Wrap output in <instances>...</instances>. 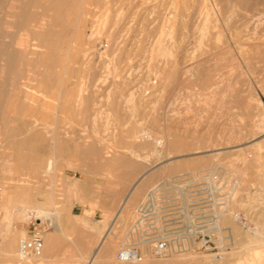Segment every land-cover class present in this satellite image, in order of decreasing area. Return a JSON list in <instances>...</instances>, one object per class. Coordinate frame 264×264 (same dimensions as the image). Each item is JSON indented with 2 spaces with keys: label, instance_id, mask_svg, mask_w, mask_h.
I'll return each mask as SVG.
<instances>
[{
  "label": "rangeland",
  "instance_id": "rangeland-1",
  "mask_svg": "<svg viewBox=\"0 0 264 264\" xmlns=\"http://www.w3.org/2000/svg\"><path fill=\"white\" fill-rule=\"evenodd\" d=\"M25 1L0 0V48L6 49L12 43L9 49L16 54L12 69L0 61V137L5 139L10 133L16 137L13 143L5 144L15 146L14 149L3 150L7 159V153L15 152L11 168L0 164V231L6 222H14L13 227L24 234L18 236L17 249L19 241L30 238L35 231L41 232L44 238L42 252L24 261L27 264H89L95 256L92 264L223 261L237 264L243 253L242 246L246 245L247 232L256 227L259 220H264V0ZM11 12L21 13L11 15ZM44 22L56 23L44 38L49 41H46L47 51L36 46L38 25ZM89 52L94 54L90 56ZM30 66L31 69L27 68ZM104 74L108 77L104 78ZM35 76L41 81L33 79ZM40 82L47 91V98L35 97L44 105L42 109L28 105L25 99L29 97L24 94L25 84L36 86ZM10 91H14L12 96L18 94L17 98L13 96V99ZM78 93L82 94L79 98L84 103L80 104L83 108L72 101ZM3 113L8 115L5 120L1 117ZM143 128L150 136L142 132ZM37 132L47 142L54 133L64 149L58 151L62 158L50 171L46 168L50 151L40 150L38 144L26 140ZM65 134L80 140L79 145L83 146L77 147L74 140L64 139ZM89 136L98 142L94 149L86 145L85 139ZM153 137H165V144H157ZM22 140L26 144H21ZM66 144L68 147H64ZM8 169L13 170L12 173L8 174ZM4 176L14 177L16 185L28 183L29 186L17 191L15 185L3 182ZM207 188H215L216 198L227 199L224 209L233 211L228 213L240 215L234 224L223 222L222 231L215 233L207 247L198 242L185 252H169L158 257L150 244L137 240L133 227L137 210L151 190L156 189L160 196L182 190L179 194L195 201L196 208L206 210ZM99 196H115V209L125 207L128 215L126 223L114 226L100 249L97 229L90 222L76 221L70 215L74 202ZM25 197L29 203L21 202ZM126 197L131 198L128 203L124 201ZM25 206L55 210L60 213V221H41L30 214L25 218ZM222 211L216 207L211 215ZM56 222L60 223L59 228L53 225ZM231 226L237 229L235 237L230 236ZM131 232L133 236L126 240ZM1 239L0 236V244ZM48 239L51 247L44 253ZM128 245L139 249L141 261L118 260V251ZM43 255L45 258L40 259Z\"/></svg>",
  "mask_w": 264,
  "mask_h": 264
},
{
  "label": "bare ground",
  "instance_id": "bare-ground-1",
  "mask_svg": "<svg viewBox=\"0 0 264 264\" xmlns=\"http://www.w3.org/2000/svg\"><path fill=\"white\" fill-rule=\"evenodd\" d=\"M27 1V0H26ZM25 1V2H26ZM46 1H48V0H46ZM52 1H54L55 2V0H52ZM62 1V0H61ZM81 1V0H80ZM111 1V0H110ZM229 1V0H228ZM53 2V3H54ZM70 2V1H69ZM234 2V1H233ZM254 2V1H253ZM32 3V2H31ZM66 3H68V2H66ZM82 3V2H81ZM227 3V2H226ZM234 3H236V2H234ZM28 4V3H27ZM32 4H34V3H32ZM44 4V3H43ZM59 4V3H58ZM109 4H111V3H109ZM147 4V3H146ZM162 4V3H161ZM172 4V3H171ZM52 5V4H51ZM176 5V4H175ZM18 6H19V4H18ZM33 6V5H32ZM63 6V5H62ZM61 6V7H62ZM111 6V5H110ZM14 7H16V6H14ZM52 7H53V5H52ZM51 7V8H52ZM173 7V6H172ZM174 7H176V6H174ZM182 7V6H181ZM233 7V6H232ZM231 7V8H232ZM22 8H23V6H22ZM29 8V7H28ZM253 8V7H252ZM251 8V9H252ZM254 8H255V5H254ZM26 9V8H25ZM58 9H59V7H58ZM73 9V8H72ZM109 9V8H108ZM172 9V8H171ZM256 9V8H255ZM111 10V9H110ZM178 11H179V9H177ZM180 10H181V8H180ZM14 11V10H13ZM16 12H18V9H16L15 10ZM21 11V10H20ZM70 11H71V9H70ZM156 11V10H155ZM174 11V10H173ZM176 11V10H175ZM174 11V13H176ZM214 11V10H213ZM236 11V10H235ZM16 12H15V14H16ZM23 12V11H22ZM62 12V11H61ZM72 12V11H71ZM83 12V11H82ZM81 12V13H82ZM110 12V11H109ZM167 12V11H166ZM232 12V11H231ZM230 12V13H231ZM256 12V11H255ZM13 12H11L10 14L11 15H15V14H12ZM19 13H21V12H19ZM19 13H17L16 15H18ZM25 13H27V11H25ZM60 13V12H59ZM259 13V12H258ZM70 14H72V13H70ZM233 14V13H232ZM256 14V13H255ZM9 15V14H8ZM7 15V16H8ZM26 15V14H25ZM28 15V14H27ZM42 15V14H41ZM44 15V14H43ZM51 15V14H50ZM61 15H62V13H61ZM108 15H110V13H108ZM107 15V16H108ZM146 15V14H145ZM178 15H179V13H178ZM177 15V16H178ZM53 16H55V15H53ZM157 16V15H156ZM172 16V15H171ZM174 16H176V14L174 15ZM176 16V17H177ZM229 16V15H228ZM231 16V15H230ZM233 16V15H232ZM161 17V16H160ZM210 17V16H209ZM13 18H15V16L13 17ZM20 18H21V16H20ZM43 18V17H42ZM53 18V17H52ZM122 18V17H121ZM178 18V17H177ZM36 19V18H35ZM57 19V18H56ZM21 20V19H20ZM169 20H171V19H169ZM169 20H168V22H169ZM207 18H206V21H204V22H206V24L208 23L207 22ZM249 20V19H248ZM35 21H37V20H35ZM55 22H56V20H54ZM59 21H60V19H59ZM220 21V20H219ZM55 22H53V24L51 23H46V22H44V23H42L41 25H38V31H37V40H38V43L36 42V46L37 47H41V48H45V50H46V46H48V44H46V41H48V40H45L44 38L50 33V31H52L51 30V28L53 27L54 28V26H56V23ZM26 23V22H25ZM29 23V22H28ZM79 23H80V21H79ZM106 23H107V20H105L104 21V23L102 24L103 25V27L105 28L107 25H106ZM175 23V22H174ZM9 24V23H8ZM24 24V23H23ZM32 24V23H31ZM73 24V23H72ZM161 24V23H160ZM159 24V25H160ZM205 24V26H206V28H207V25ZM210 24V23H209ZM208 24V25H209ZM218 24V23H217ZM10 25H11V23H10ZM9 25V26H10ZM30 25V24H29ZM34 25V24H33ZM54 25V26H53ZM76 25V24H75ZM12 26V25H11ZM15 26V25H14ZM159 27V26H158ZM209 27V26H208ZM216 27V26H215ZM18 28V27H17ZM176 28H177V26H176ZM205 28V27H204ZM213 28V27H212ZM248 28H249V26H248ZM251 28V27H250ZM249 28V29H250ZM254 28V27H253ZM100 29H101V27H100ZM181 29V28H180ZM239 29V28H238ZM47 30V31H46ZM104 29L102 28V30L101 31H103ZM46 31V32H45ZM92 31H93V29H92ZM98 31H99V29H98ZM97 31V32H98ZM100 31V32H101ZM106 31V30H105ZM201 31H202V29H201ZM205 31H208V30H205ZM221 31V30H220ZM99 32V33H100ZM180 32V31H179ZM58 33V32H57ZM91 33V32H90ZM92 33H94V32H92ZM203 34L204 33H207V32H202ZM254 33V32H253ZM161 34V33H160ZM179 34V33H178ZM6 36H7V34H5ZM5 35L4 36H2V37H5ZM94 35V34H93ZM162 35H163V33H162ZM220 35V34H219ZM226 35V34H225ZM245 35V34H244ZM53 36V35H52ZM90 36V35H89ZM92 36V35H91ZM14 37V36H13ZM49 37H51V36H49ZM163 37V36H162ZM9 38V37H8ZM34 38V37H33ZM87 38H89L90 39V37H87ZM92 38H93V36H92ZM11 39V38H10ZM53 39V38H52ZM115 39V38H114ZM113 39V40H114ZM12 40H14V39H12ZM61 40V39H60ZM165 39H163V41H164ZM123 41H124V38H123ZM167 41V40H166ZM16 42V41H15ZM15 42H13V43H15ZM49 42V41H48ZM75 42V41H74ZM111 42V41H110ZM9 43H10V41H9ZM63 43H64V41H63ZM87 43V42H86ZM91 43H92V41H91ZM65 44V43H64ZM72 44H73V41H72ZM94 44V43H93ZM35 44H33V46H34ZM74 45V44H73ZM95 45V44H94ZM12 46V43L10 44V45H8V47L6 48V49H2V48H0V61L2 60V61H4V64H6L8 67H9V69H12V68H14L12 65H13V63L14 62H16V54L12 51V50H10L9 49V47H11ZM29 46V45H28ZM21 47V46H20ZM24 47H25V45H24ZM36 47V48H37ZM71 47H73L72 45H71ZM92 47H94V46H91L90 48H92ZM164 47V46H163ZM51 48V47H50ZM66 48V47H65ZM30 49H31V46H30ZM34 49V48H33ZM70 49V48H69ZM69 49H68V51H67V54H69L70 52H69ZM28 50V49H27ZM35 50V49H34ZM33 50V51H34ZM54 50H57V48L56 49H53V51ZM71 50V49H70ZM83 50V49H82ZM87 50H88V48H87ZM92 50H93V48H92ZM91 50V51H92ZM96 51H98L97 49H95ZM24 51H25V49H24ZM47 51V50H46ZM61 51V50H60ZM72 51V50H71ZM75 51H76V49H75ZM167 51V50H166ZM49 52H50V50H49ZM83 52V51H82ZM81 52V53H82ZM92 52H94V51H92ZM101 52V51H100ZM106 52V51H105ZM25 53V52H24ZM35 53H37V49H36V51H35ZM78 53V52H77ZM83 53H85V52H83ZM82 53V54H83ZM90 53V52H89ZM88 53V54H89ZM103 53V52H102ZM163 53H164V51H163ZM76 54V53H75ZM94 54V53H93ZM93 54H91L90 53V56L91 55H93ZM21 55V54H20ZM73 51H72V57H73ZM78 55V54H77ZM84 55V54H83ZM42 56H44V55H42ZM45 56H46V54H45ZM68 56V55H67ZM81 56V55H80ZM87 56V55H86ZM84 57V56H83ZM95 57V56H94ZM43 58V57H42ZM67 58V57H66ZM75 58H77V57H75ZM78 58H79V55H78ZM96 58V57H95ZM44 59H45V57H44ZM69 59V58H68ZM74 59V58H73ZM26 60V59H25ZM45 60H47V59H45ZM57 60V59H56ZM67 59H65V62H71L72 61V58H71V56H70V59H69V61H66ZM92 60L93 61H95L94 60V58H92ZM76 61V60H75ZM74 61V62H75ZM85 61H86V59H85ZM29 62V61H28ZM56 62L57 61H54L53 63H54V65H56ZM88 62H92V61H87V63ZM73 63V62H72ZM104 63V62H103ZM22 64V63H21ZM30 64H33V63H30ZM64 64H66V63H64ZM74 64H77V62H75ZM89 64V63H88ZM93 64V63H92ZM2 65V64H1ZM28 65H29V63H28ZM68 65V64H67ZM66 65V66H67ZM70 66H71V63L69 64ZM79 65V64H78ZM81 65V64H80ZM104 66H105V64H103ZM35 66H37V65H35ZM51 66H53V65H51ZM110 66V65H109ZM2 67V66H1ZM19 67H20V65H19ZM19 67H18V69H19ZM68 68H69V66H67ZM74 67V66H73ZM81 67H82V65H81ZM106 67H107V65H106ZM21 68V67H20ZM27 68H30L31 69V66L30 67H27ZM33 68V67H32ZM18 69H17V71H18ZM46 69H48V67H46ZM83 69V68H82ZM85 69V68H84ZM110 69V68H109ZM112 69V68H111ZM2 70V69H1ZM28 70V69H27ZM32 70H35V69H32ZM80 70V69H79ZM13 71V70H12ZM19 71H21V70H19ZM50 71V70H49ZM38 72V71H37ZM65 72H66V70H65ZM109 72V71H108ZM107 72V73H108ZM6 73V72H5ZM17 73V72H16ZM36 73V72H35ZM58 73V72H57ZM111 73V72H110ZM3 73H1V75H2ZM15 74V73H14ZM11 75H13V73L11 74ZM21 75V74H20ZM108 75H109V73H108ZM85 76V78H87L86 77V75H84ZM89 76V75H88ZM106 76H107V74L105 75L104 74V78H106ZM8 77V76H7ZM6 77V78H7ZM24 77V76H23ZM31 77V76H30ZM40 77H41V74H40ZM65 77V76H64ZM108 77V76H107ZM10 78L11 79H13L12 78V76H10ZM15 78H17L16 76H15ZM29 78V77H28ZM43 78V77H42ZM41 78V79H42ZM66 78V77H65ZM65 78L63 79V80H65ZM97 78V77H96ZM18 79V78H17ZM17 79H14L13 81H17ZM20 79V78H19ZM31 79V78H30ZM33 79H36L37 80V78H36V76H35V78H33ZM58 79V78H57ZM94 79V78H93ZM102 79V78H101ZM0 80H1V78H0ZM2 80H4V79H2ZM29 80V79H28ZM35 80V81H36ZM39 80V79H38ZM37 80V81H38ZM83 80V79H82ZM89 80V82H90V78L89 79H87V81ZM19 81V80H18ZM34 81V80H33ZM39 81H41V80H39ZM59 81V80H58ZM66 81V80H65ZM64 81V82H65ZM87 81H83V82H87ZM95 81V80H94ZM93 81V82H94ZM43 82V81H42ZM45 82V81H44ZM43 82V83H44ZM83 82H81V83H83ZM88 82V83H89ZM92 82V83H93ZM2 83V82H1ZM4 83V82H3ZM2 83V84H3ZM12 83V82H11ZM41 83V82H40ZM43 83H41V84H38V85H36V86H32V85H30V83L29 84H25L26 85V88H25V95L27 96V97H29V98H27V99H25V101H28V103L27 102H25V103H27L28 105H31L32 107H39L40 109H42V108H44V105H41L40 103H38V101L39 100H37V99H35V97L37 98V97H41V99L43 98H47V97H45L46 95H47V91L45 90V88H44V86H43ZM79 83H80V81H79ZM78 83V84H79ZM88 83H87V85H88ZM94 83H96V82H94ZM8 84V83H7ZM63 84V83H62ZM66 85V84H65ZM69 85V84H68ZM79 85H83V84H79ZM94 85V84H93ZM96 85V84H95ZM47 86H48V84H47ZM50 86V85H49ZM86 85H84V87H85ZM92 86V85H91ZM105 86V85H104ZM111 86V85H110ZM9 87V86H8ZM17 87V86H16ZM15 87V88H16ZM76 87H78V86H76ZM79 87H81V86H79ZM100 87V86H99ZM50 88V87H49ZM59 88L60 87H58L57 88V90L58 91H60L59 90ZM72 88V87H71ZM83 88V87H82ZM96 88V87H95ZM13 89V88H12ZM68 89V88H67ZM66 89V90H67ZM70 89V88H69ZM76 89V88H75ZM78 89V88H77ZM76 89V90H77ZM86 90H87V86H86V88H85ZM88 89H89V87H88ZM93 89V88H92ZM0 90H2L1 89V87H0ZM32 90V91H31ZM50 90V89H49ZM48 90V91H49ZM52 90V89H51ZM51 90H50V92H51ZM65 90V91H66ZM79 91L78 92H80L81 90L80 89H78ZM90 90V89H89ZM95 90V89H94ZM94 90H91L92 91V93H94L95 94V92H93ZM230 90V89H229ZM15 91V90H14ZM13 91V92H14ZM35 93H34V92ZM73 90H70V92H72ZM85 91V90H84ZM90 91V92H91ZM2 93H3V91H1ZM12 91H10V95H11V93H13ZM49 92V93H50ZM54 92V91H53ZM74 92V91H73ZM97 92V91H96ZM109 92V91H108ZM219 92V91H218ZM34 93V94H33ZM37 93V94H36ZM58 93V92H57ZM60 93V92H59ZM62 93V92H61ZM60 93V94H61ZM66 93V92H65ZM215 93V92H214ZM214 93H212V94H214ZM229 93H230V91H229ZM15 94H17L16 92H15ZM32 94V96L34 95V98L33 97H30V95ZM67 94H68V92H67ZM73 94V93H72ZM75 95H76V93H74ZM94 94L92 95V96H94ZM108 94V93H107ZM1 95V94H0ZM53 95V94H52ZM55 95V94H54ZM82 94H80V93H78L77 94V96H76V99H75V97H74V99L75 100H72V101H74L76 104L75 105H77L78 106V108L80 107V108H83V107H81V105L82 104H84L83 102H82V99L81 98H79V96H81ZM109 95H110V93H109ZM12 96V95H11ZM11 96H10V99H11V102H15V101H12V98H13V96L14 97H16L17 98V96H18V94L17 95H13L12 96V98H11ZM74 96V95H73ZM72 96V97H73ZM89 96H90V94H89ZM211 96V95H210ZM213 96V95H212ZM227 96H228V94H227ZM65 97H68L67 95H65ZM70 97H71V95H70ZM83 97V96H82ZM107 97H109V96H107ZM52 98V97H51ZM86 98H88V97H86ZM14 99V98H13ZM63 99V98H62ZM68 99V98H67ZM66 99V100H67ZM90 99V98H89ZM17 100V99H16ZM88 100V99H87ZM92 100V99H91ZM86 101V100H85ZM90 101V100H89ZM58 102H60V99H59V101ZM68 103L69 102H71L70 101V99H69V101H67ZM91 102V101H90ZM89 102V103H90ZM68 103H64V105H67ZM88 103V102H87ZM92 103V102H91ZM53 104V103H52ZM57 104V103H56ZM56 104H55V107H56ZM60 104V103H59ZM72 104H73V102H72ZM81 104V105H80ZM116 104V103H115ZM10 105V104H9ZM13 105H15V104H13ZM70 106V108H71V103L69 104ZM89 105V104H88ZM91 105V104H90ZM75 107V106H74ZM9 108V107H8ZM13 108V107H12ZM48 108V107H47ZM61 108V107H60ZM63 108V107H62ZM78 108H75V110H77ZM87 108V107H86ZM130 108V107H129ZM6 109V108H5ZM11 109V108H10ZM9 109V110H10ZM15 109V108H14ZM56 109V108H55ZM59 109V108H58ZM67 109V108H66ZM69 109V108H68ZM88 109H90L89 107H88ZM102 109V108H101ZM7 110V109H6ZM44 110H46V109H44ZM43 110V111H44ZM48 110V109H47ZM46 110V111H47ZM61 110V109H60ZM90 110H94V109H90ZM45 111V112H46ZM78 111H80V109L78 110ZM16 112V111H15ZM44 112V113H45ZM51 112V111H50ZM96 112H97V110H96ZM68 113V112H67ZM82 113V112H81ZM92 113H93V111H92ZM13 114V113H12ZM46 114V113H45ZM6 115H7V113H6ZM6 115L3 113V116H1L2 117V120H5L6 119ZM11 116V115H10ZM7 117H8V115H7ZM93 117H95V115L93 116ZM13 118V117H12ZM12 118L10 119V121H12ZM98 118V117H97ZM8 119V118H7ZM14 119H16V117H14ZM55 119H56V117H55ZM36 120V119H35ZM94 120V119H93ZM96 120V119H95ZM110 120V119H109ZM9 121V122H10ZM32 121V120H31ZM12 122H14V121H12ZM19 122V121H18ZM49 122V121H48ZM11 123V122H10ZM17 123V122H16ZM22 123V122H21ZM44 123V122H43ZM51 123V122H50ZM68 123V122H67ZM93 123H95V122H93ZM3 124H5L4 123V121H3ZM53 124V123H52ZM261 124H262V122H261ZM6 125V124H5ZM9 125V124H8ZM50 125V124H49ZM11 126V125H10ZM19 126V125H18ZM27 126V125H26ZM31 126V125H30ZM261 126V125H260ZM25 127V126H24ZM37 127V126H36ZM47 127V126H46ZM52 127H54V126H52ZM7 128V127H6ZM11 128H13V127H11ZM41 128V127H40ZM45 128V127H44ZM49 128V127H48ZM262 128V127H261ZM19 129H21V127H19ZM26 129V128H25ZM24 128H23V130H24V132L26 131ZM47 129V128H46ZM91 129V128H90ZM6 130V129H5ZM41 130H42V128H41ZM92 130V129H91ZM251 130V129H250ZM7 131H8V128H7ZM10 131V130H9ZM13 131H15V130H11L10 132H13ZM20 131V130H19ZM18 131V132H19ZM47 131V130H46ZM51 131V130H50ZM52 131H53V129H52ZM27 132H28V130H27ZM49 132V131H48ZM54 132V131H53ZM69 132V131H68ZM142 132L143 133H147L149 136H150V134L148 133V132H146L145 130H144V128L142 129ZM250 132V131H249ZM8 133V132H7ZM40 132H37V134H32V135H30V136H28L27 137V139L26 140H29V141H32V142H35L36 143V145L38 144V149H40V150H49L50 151V153L48 154L49 156H48V160H47V166H46V168L50 171L55 165H56V162L58 161V160H60L61 158H62V156H61V154H58V151L60 150V149H63V148H61V146H59V144H58V140H59V138H58V140H57V136L53 133V135H51V138H50V140H49V142H47L46 141V139L43 137V135H41V134H39ZM47 133V132H46ZM52 133V132H51ZM50 132H49V134H51ZM83 133V132H82ZM141 133V132H140ZM14 134V133H13ZM48 134V133H47ZM48 134V135H49ZM59 134V133H58ZM85 134V133H84ZM4 135V134H3ZM72 135V134H71ZM70 135V136H71ZM79 135V134H78ZM88 135H90V134H88ZM238 135V134H237ZM1 136V135H0ZM6 136V135H5ZM5 136H3V137H5ZM16 136V135H15ZM19 136V135H18ZM73 136H74V134H73ZM92 136V135H91ZM23 137H24V135H23ZM50 137V136H49ZM48 137V138H49ZM72 137V136H71ZM79 137V136H78ZM84 137V136H83ZM168 137L170 138V136H169V134H168ZM247 137V136H246ZM14 138H16V137H14L13 135H12V133H10L9 135L7 134V136L5 137V139H3V138H1L0 137V164H4L5 166L7 165V166H9V168H11L10 166H12V164H13V159L15 158L14 157V155H15V152H10L9 154L7 153V157H8V159L7 158H5L4 157V155H5V152L3 151V150H6V149H9V148H12V149H14V147H11V146H6L5 144L8 142V143H13V141H14ZM17 138H19V137H17ZM24 138H26V137H24ZM103 138V137H102ZM152 138V137H151ZM154 138V137H153ZM165 137H163V138H154V140L156 141V143L157 144H159V145H164L165 144V140L166 139H164ZM167 138V137H166ZM23 139V138H22ZM64 139H69V140H74V138L72 139V138H70V137H68V135L67 134H65V136H64ZM64 139H62V140H64ZM81 139V138H80ZM202 139V138H201ZM86 140V145L90 148V149H94V148H96L98 145V142H96V139H94V138H92V137H88L87 139H85ZM195 140V139H194ZM75 141V143L74 144H76V146L77 147H79L80 145V143H79V141L80 140H74ZM82 141L83 142H85L83 139H82ZM103 141V140H102ZM16 142V141H15ZM61 142V141H60ZM72 142V141H71ZM81 142V141H80ZM21 144H26V141H24V140H22L21 142H20ZM70 143V142H69ZM168 144V143H167ZM197 144V143H196ZM17 145H20L19 144V142H18V144ZM17 145H16V147H17ZM67 145V144H66ZM64 146V147H68V145L67 146ZM100 145H102V144H100L99 143V147L98 148H100L101 146ZM13 146V145H12ZM63 146V145H62ZM83 146V145H82ZM82 146H80V147H82ZM29 147V146H28ZM70 147H71V145H70ZM87 147V148H88ZM192 147V146H191ZM3 148V149H2ZM22 148H24V147H22ZM25 148H26V146H25ZM97 148V149H98ZM206 148V147H205ZM30 149V148H29ZM68 149V148H67ZM79 149V148H78ZM190 149V148H189ZM64 150V149H63ZM66 150V149H65ZM89 150V149H88ZM19 151V150H18ZM25 151V150H24ZM23 151V152H24ZM208 151V150H207ZM21 152V151H20ZM62 152V151H61ZM91 152V151H90ZM25 153H26V151H25ZM25 153L24 154H22V155H24L25 156ZM44 153H45V151H44ZM95 153V152H94ZM168 153V152H167ZM16 155H18L19 156V154H17V152H16ZM171 155V154H170ZM21 156V155H20ZM39 156V155H38ZM45 156H47V155H45ZM14 157V158H13ZM169 157V156H168ZM36 158V157H35ZM47 158V157H46ZM16 159V158H15ZM18 159V158H17ZM243 159H246V158H243ZM244 161H247V160H244ZM16 162V161H15ZM20 162V161H19ZM171 162V161H170ZM249 162V161H248ZM14 168V167H13ZM16 168V167H15ZM150 168V167H149ZM12 171L13 170H9L8 169V171H7V173L9 174V173H12ZM146 171V170H145ZM261 171H263V170H261ZM192 172V171H191ZM48 173V172H47ZM55 173V172H54ZM58 174V173H57ZM47 175V174H46ZM53 175H55V174H53ZM142 175V174H141ZM4 178V180H3V182H5V183H8V184H11V185H15V189L17 190V191H19V189H22V188H27L26 186H29L28 185V183L27 182H25V183H27L26 185L24 184H17L16 185V183L14 182V180H15V178L14 177H11V176H7V177H3ZM140 178V177H139ZM6 180H8V181H6ZM138 180H140V179H138ZM20 181V180H19ZM19 181H17L18 183H20ZM53 182V181H52ZM138 182L139 181H137V182H135L134 183V185L132 186V188L130 189V194L134 191V189L136 188V186H137V184H138ZM23 183H24V181H23ZM54 184V183H53ZM185 184V183H184ZM236 184V183H235ZM207 186V185H206ZM186 187V186H185ZM226 187H227V185H226ZM233 187H234V185H233ZM243 187V186H242ZM213 188V187H212ZM228 188V187H227ZM241 188V187H240ZM29 189H30V187H29ZM215 189V188H214ZM234 189H237V188H233V190ZM262 189V188H261ZM156 190V189H155ZM228 190V189H227ZM243 190V189H242ZM21 191H23V190H21ZM27 192L28 191H30V190H26ZM231 191V190H230ZM263 191H264V188H263ZM224 192V191H223ZM260 192V191H259ZM19 193V192H18ZM30 192H28V194H29ZM241 193V192H240ZM21 194V193H20ZM27 194V193H26ZM26 194H24V195H26ZM233 194H234V191H233ZM232 194V196H234ZM239 195H241V194H239ZM18 196V195H17ZM229 196H230V194H229ZM29 197V196H28ZM234 197H236V195L234 196ZM230 198V197H229ZM233 198V197H232ZM231 199V198H230ZM255 199H257L258 200V198L256 197ZM25 201V203H29V200H30V202H31V199H30V197H29V200H28V198L27 197H25V199H21V202L22 201ZM227 200V199H226ZM259 200H261V198L259 199ZM19 201H20V199H19ZM229 201V200H228ZM227 201V202H228ZM263 201V200H262ZM225 203H226V201H225ZM21 204V203H20ZM227 204V203H226ZM228 204H229V202H228ZM8 205V204H7ZM9 206V205H8ZM7 206V207H8ZM229 206V205H228ZM23 207V206H22ZM32 207V206H31ZM226 207V206H225ZM9 208V207H8ZM229 208V207H228ZM227 208V209H228ZM232 209V208H231ZM58 210V209H57ZM214 210V209H213ZM223 210V209H222ZM221 210V211H222ZM23 211L25 212V215L24 216H27V217H25V218H28V216H29V214L30 215H35V216H37L38 217V219L39 220H41V221H53L54 222V220L56 219V220H59L60 221V213L59 212H54V211H48V210H46L45 208H38V209H32V208H28V206H25L24 207V209H23ZM228 211V210H227ZM225 209L222 211V213L220 212L219 214H218V223H219V225H221L220 227H222V223L223 222H227V221H229L231 224H234L238 219H240V215H236V216H232V214L231 213H228V212H230L231 210H229L228 212H227ZM224 212H227L228 214H225ZM231 212H233V211H231ZM234 214V213H233ZM264 215V214H263ZM34 217V216H33ZM233 218H234V220H233ZM12 219V218H11ZM263 219V218H262ZM261 219V221L259 220V222L257 223V225H255L256 227H254L253 229H251L250 231H248L247 232V235H246V238H245V240L244 241H246V245L245 246H242V256H241V258H238L237 260V264H264V220H262ZM234 222V223H233ZM13 224H14V222L12 221V220H10V221H8V222H6V224H5V226H3V229L0 231V236H1V244H0V261H2L1 263L2 264H22L23 262H24V264H27V262H25L24 260L25 259H21L20 257H19V255H18V250H19V247H18V249H17V239L19 238L18 236H24V234L22 233L21 234V232L18 230V229H15V227H13ZM51 224H53V223H51ZM54 226H56V228H59L58 226L60 225V223H59V225H58V223L56 222V224L54 223L53 224ZM221 231H222V228H221ZM220 231V232H221ZM230 231H231V237H235L236 235H237V229L235 228V226H231L230 227ZM229 231V232H230ZM49 235V234H48ZM50 237V236H49ZM223 237H224V235H223ZM26 238V237H25ZM50 238H52V237H50ZM46 239V238H45ZM223 241V240H222ZM20 242V241H19ZM105 243V242H104ZM104 243H101L100 244V246L98 247V249H100L103 245H104ZM46 245H45V249H44V253H46V252H48L49 251V247H51L50 246V240L48 239L47 240V242L45 243ZM236 244V243H235ZM19 245V244H18ZM117 245V244H116ZM121 246V245H120ZM236 246V245H235ZM44 247V246H43ZM115 247H117V246H115ZM119 248V247H118ZM117 248V249H118ZM97 249V250H98ZM116 249V248H115ZM241 249V248H240ZM114 250V249H113ZM99 251V250H98ZM97 252V251H96ZM115 252V251H114ZM42 256V255H41ZM40 256V257H41ZM45 258V255H43V257H41L40 259H44ZM95 260V256H93L88 262H89V264H92L93 263V261ZM123 262H134V263H136V262H138V261H123ZM212 263V262H211ZM225 262L223 261V262H218V263H212V264H224Z\"/></svg>",
  "mask_w": 264,
  "mask_h": 264
},
{
  "label": "built area",
  "instance_id": "built-area-1",
  "mask_svg": "<svg viewBox=\"0 0 264 264\" xmlns=\"http://www.w3.org/2000/svg\"><path fill=\"white\" fill-rule=\"evenodd\" d=\"M180 192L183 193L182 190ZM179 193L160 196L157 190H151L137 210L133 226L137 240L150 244L154 255L158 257H164L169 252H185L198 242L207 247L221 229L219 212L217 215H211V212L216 207L224 209L226 198H216V190L209 188L207 201H204L207 203L206 210H200L195 207V201L187 200ZM130 235L133 236V232ZM43 246V235L35 231L30 238L20 240L18 255L21 259L38 255ZM117 258L120 261L143 259L139 249L130 245L122 247Z\"/></svg>",
  "mask_w": 264,
  "mask_h": 264
},
{
  "label": "crops",
  "instance_id": "crops-1",
  "mask_svg": "<svg viewBox=\"0 0 264 264\" xmlns=\"http://www.w3.org/2000/svg\"><path fill=\"white\" fill-rule=\"evenodd\" d=\"M115 199V196H99L87 198L83 202L78 200L71 206V218L76 221H88L94 226L95 229H97L100 240L98 247L101 243H106V240L111 234V230L114 228V226L120 222H127L128 215L125 207L122 210L119 209L120 207L115 209ZM125 200H127L128 203L131 198L126 197L124 201ZM121 204L119 206H121ZM78 209L79 211H77ZM130 237L131 235L128 234L125 239L128 240Z\"/></svg>",
  "mask_w": 264,
  "mask_h": 264
}]
</instances>
